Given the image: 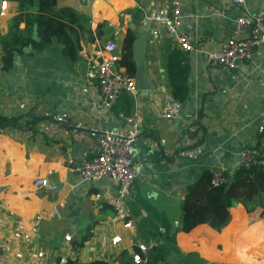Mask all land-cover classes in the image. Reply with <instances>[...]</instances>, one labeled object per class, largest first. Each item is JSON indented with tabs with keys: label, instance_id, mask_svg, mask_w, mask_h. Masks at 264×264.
<instances>
[{
	"label": "crops",
	"instance_id": "0c3cea01",
	"mask_svg": "<svg viewBox=\"0 0 264 264\" xmlns=\"http://www.w3.org/2000/svg\"><path fill=\"white\" fill-rule=\"evenodd\" d=\"M3 1L0 38L9 35L19 14L16 1ZM137 1L57 0L56 10H73L81 24H70L74 57L53 38L43 50L25 46L3 71L0 47V114L19 117L16 126L0 130V252L12 264H134L139 244L150 246L144 264H259L264 255V236L253 250L258 255L249 257L241 240L257 241L264 232V210L256 200H229L230 219L220 232L206 224L188 233L179 230L185 189L202 172L222 168L230 175L240 166V149L259 144L264 151V135L257 130L264 124V43L260 55L235 70L210 65L204 55L180 50L165 33L153 38V26L141 15L163 0ZM178 1L180 31L195 43L226 38L236 17L264 10V0ZM18 29H24L23 20ZM127 30L146 36L145 69L152 88L146 95L123 93L105 110L84 87L87 64L81 52L111 42L118 61ZM173 51L188 67L187 92L178 116L164 120L160 111L170 96L166 65ZM133 113L140 117L132 158L138 175L124 199L131 222L124 229L111 206L115 185L107 179L82 182L68 170V160L78 163L97 154L96 136L75 130L76 123L121 128ZM59 114H66L60 123L53 119ZM42 179L56 189L36 186ZM114 236L121 242L112 245Z\"/></svg>",
	"mask_w": 264,
	"mask_h": 264
},
{
	"label": "built area",
	"instance_id": "2783aa9c",
	"mask_svg": "<svg viewBox=\"0 0 264 264\" xmlns=\"http://www.w3.org/2000/svg\"><path fill=\"white\" fill-rule=\"evenodd\" d=\"M242 4L243 0H233ZM0 14L5 11L6 1L1 2ZM180 4L178 0H163L158 9L142 12L143 21L150 23L154 39L161 37L163 33L178 43L180 50L186 53H200L204 55L210 65L235 70L240 65L250 62L254 56L260 55L261 45L264 43V10L256 13H243L233 22V31L230 36L195 43L191 38L180 31ZM115 45L111 42L103 47H98L92 53L81 52L87 64L84 75V87L89 96L100 107L109 110L115 101L123 93L134 95L137 90L134 79L128 77L117 67V57L113 54ZM166 103L160 111L164 120H172L179 114L180 103L166 96ZM60 123L66 119V114L53 116ZM125 124L121 128L93 129L82 123H76L75 130H87L97 138V154L92 159L83 158L74 163L68 160V170L76 172L82 182L92 183L100 179L111 181L115 187V195L111 201L114 219L121 222L124 229L131 227L127 220V212L124 199L129 194V189L138 175V169L133 165L134 142L139 135L140 117L133 113L124 117ZM258 132L264 135V124L258 126ZM258 151L255 147H245L238 151L240 165L248 167L255 163ZM72 165V166H71ZM6 168L10 170V163L6 162ZM212 177L210 184L215 187L226 182L224 169L210 170ZM35 185L50 190L56 186L46 180H37ZM57 214L56 209L53 210ZM64 240L69 241L70 236L65 235ZM121 242L119 236L111 238L112 245ZM147 244L137 245V250L132 253L134 264H144L148 261ZM0 264H12L0 252Z\"/></svg>",
	"mask_w": 264,
	"mask_h": 264
},
{
	"label": "trees",
	"instance_id": "16d2710c",
	"mask_svg": "<svg viewBox=\"0 0 264 264\" xmlns=\"http://www.w3.org/2000/svg\"><path fill=\"white\" fill-rule=\"evenodd\" d=\"M18 3L19 14L14 19L13 27L8 36L0 38L2 50L1 69L8 70L13 63L16 53L22 51L25 46L30 45L36 50H43L50 46L52 39L56 38L63 44L64 54L74 57L73 45L69 38L74 29L70 24L81 25L78 22L76 13L68 8L56 10L57 0H8ZM137 1V0H136ZM138 2V1H137ZM35 11V13L30 12ZM74 17V18H73ZM24 21V29H18V23ZM35 26L38 41L31 37L32 29ZM135 32L127 30L122 43V54L117 61L118 67L124 69V73L133 78L135 65L133 61L132 44L135 40ZM176 56L177 52H171L166 65L169 93L172 100L181 103L186 97L188 67ZM19 117H5L0 114V130L13 128L18 124ZM258 151L256 161L248 167L239 166L230 175L224 174L226 182L213 187L210 184L212 174L208 170L202 172L198 179L187 186L184 199L181 204V220L179 230L184 233L190 232L200 224H206L211 229L220 232L229 222V200L242 196L245 201L256 200L264 210V151L259 144L255 146ZM258 205L251 207L256 212ZM255 214V213H254ZM261 237L256 238L245 236L241 240L250 248L245 255L247 257L254 253L259 242H263L264 232ZM88 235L84 236L83 241ZM252 242V243H251ZM256 255H258L256 253ZM258 262L263 264L264 255ZM64 264H81L66 261ZM82 264H102L90 262Z\"/></svg>",
	"mask_w": 264,
	"mask_h": 264
},
{
	"label": "water",
	"instance_id": "95a60500",
	"mask_svg": "<svg viewBox=\"0 0 264 264\" xmlns=\"http://www.w3.org/2000/svg\"><path fill=\"white\" fill-rule=\"evenodd\" d=\"M1 2V0H0ZM32 39L38 41L35 26L33 27ZM146 36L139 35L132 44L133 61L135 65L134 82L136 90L146 95L151 90L150 82L146 75L144 51ZM26 52V49H24Z\"/></svg>",
	"mask_w": 264,
	"mask_h": 264
}]
</instances>
